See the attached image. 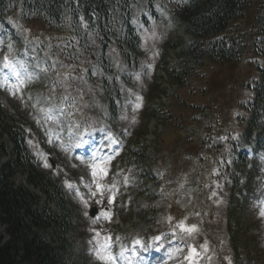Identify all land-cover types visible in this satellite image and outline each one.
I'll use <instances>...</instances> for the list:
<instances>
[{
    "label": "trees",
    "instance_id": "1",
    "mask_svg": "<svg viewBox=\"0 0 264 264\" xmlns=\"http://www.w3.org/2000/svg\"><path fill=\"white\" fill-rule=\"evenodd\" d=\"M136 1L0 0V22L5 24L7 18L37 19L49 25L51 33L56 36L54 39L58 41L54 46H58L57 52L60 48L62 51L58 54L69 59V64L64 68L72 72L73 84L79 85L75 82L81 80L79 67L74 64L75 57L85 54L95 61L94 57L100 52V60L87 67L83 79L86 74L89 78H86L79 88L86 89L88 85L98 88L97 99L101 102L108 101L111 114L115 117L118 114L120 84H131V76L126 74L128 72L122 69L121 64L114 65V60L117 62L118 57L136 60L141 55L139 28L131 21ZM144 1V7L153 15L156 14V8L172 7V16L183 22L186 32L191 37L190 42L181 49L183 59L181 68L174 71V80L179 83L178 88L186 86L188 80L186 76L199 60H202L200 65L209 60L214 64L227 62L236 65V61L240 60L253 67L254 75L250 76L240 91V96L247 93L249 97L239 101L233 100L235 107H232L231 119L236 124L233 127L234 132L216 134L215 145L218 147L224 145L225 149L231 150L236 144H242V150L239 152L241 165L239 170L246 177V183L247 181L250 183L256 176L254 186L259 188L264 182L262 166L259 168L256 164L258 154L264 153V0ZM110 7L113 10L109 11ZM250 15L253 17L252 29L249 31L252 39L248 41L246 29L242 26L244 21L247 23ZM115 23L120 25V29L122 26L127 27L124 38L120 36V29L119 32H114ZM111 34L114 36L110 37ZM109 37L114 38L117 46L111 49L112 56L105 50ZM95 40L102 41L101 48L96 50L92 43ZM124 44L130 47L133 55L124 54ZM247 54L251 56L245 59ZM176 93L174 90L170 97L171 110L175 105ZM17 112L19 116L15 117L0 104V155L13 157L0 167V226L4 227V234H0V264H66L63 261V253L68 249L69 243L65 233L69 229L78 231L73 195L64 190L60 176L40 166L28 146L25 130L22 129V123L27 119V115L20 110ZM145 133L143 131L140 134ZM208 139L209 136L205 138L206 143L212 148L213 141ZM247 150L253 151L252 158L246 154ZM131 159L139 162L138 152H133ZM216 163L218 165L215 171L219 174L224 170L222 157L217 158ZM16 167H22L27 171V184L40 193L23 184L12 182L11 176ZM218 188L222 192L223 188L220 185ZM230 196L233 204L230 213L234 215L235 209L238 210L243 200V195L238 191L237 194L231 193ZM51 202L54 203L53 206ZM179 224L184 228L178 229L173 223H169L167 228L163 226L166 231L158 236L160 238L158 244L179 241L178 230L182 232V229L187 227L183 220ZM155 230L158 231L157 228ZM191 235L192 231L182 232L184 239L191 240ZM235 237L233 236L229 240L230 243L222 247L228 244L230 247L235 245L238 241ZM188 242L190 244L188 250L176 253L165 264H173L174 261L171 260L176 256L178 260L175 263H180L181 260L186 262L185 257L189 264H203L202 261L209 255L210 248H198L195 239ZM213 254L219 261H226L222 250ZM143 257L142 259L140 257L136 264H143L142 262L146 263L152 259L151 256ZM236 264H240L238 258Z\"/></svg>",
    "mask_w": 264,
    "mask_h": 264
},
{
    "label": "rangeland",
    "instance_id": "2",
    "mask_svg": "<svg viewBox=\"0 0 264 264\" xmlns=\"http://www.w3.org/2000/svg\"><path fill=\"white\" fill-rule=\"evenodd\" d=\"M143 9V5L136 7V12ZM169 11L168 9H165ZM34 18V17H31ZM161 18V17H160ZM14 22H8L10 28L14 29L17 37L22 41L23 45L26 46V50L21 51L22 59L16 61L14 59L15 51L11 48L13 47V42L11 38L4 36L0 32V101L2 105L6 106L8 109L14 110L15 106H19L20 101L26 100L30 103L31 107L34 110V114L40 121H43V127L46 129V133L49 134V128L44 123V118H53L57 117L59 112V107L55 106H46L47 100L43 97V87L46 85V81L42 80L38 82L35 77H37V72H40L41 67L38 64V58H35L29 53L28 45L33 42L34 46L38 45L42 48V53L45 56L50 57L52 60L56 61V57L52 58V54H58L62 52L61 48L57 52V40L54 39L56 36L53 35L50 31L51 27L46 23L37 20V19H13ZM253 17L250 15L247 23L243 22V28L246 30V39L251 41L252 35L249 34V31L252 29ZM163 23V27L162 24ZM174 27V23L168 22L165 26L163 21H150L148 29L143 31V57L144 62L139 63V72L143 66L141 64L148 65V69H144L145 72L135 78V93L133 94L134 100L131 103L126 105V108L120 111L119 124H123V129L125 132L124 140L129 142L130 146L134 140L139 142V145L144 146L145 160L148 164V167L151 170L152 175H161L164 173L162 179L160 180H146L144 182L148 188H150L154 193L159 189L160 198L158 199V204H153V206H158L160 212L157 214L156 223L159 225L165 223L166 220L169 223H179L178 216L182 217L185 209L188 207L189 202L187 198H190L189 195L183 194L179 197L177 196L176 191L171 190V185L168 183V189L164 190L165 186V176L170 177L171 179H176L175 174H182L184 170L190 169V175L185 176V179H196L199 177L201 183L206 184L207 180H204L207 172L213 171L212 159L218 158L219 154L225 156L227 149L223 146L218 147L213 145L212 148H209V145L204 144L205 138L207 136H216V134H226L228 132H234L235 123L232 121L233 108L235 103L233 100L239 101L249 97V94L244 93V96H240V91L243 85L247 84V80L250 76L254 75L253 67L250 64L242 63L240 60L236 61V65L233 63L221 62V63H212L210 60L208 62L200 65V61H196L194 66L188 72L187 84L186 86L180 87L178 92H180L178 98V92L176 93L175 107L177 108L174 111V115L168 116L167 119H164L161 122V117L151 118L147 121L146 116L148 115L147 109L150 108L149 102L147 99L151 97L150 87L154 86L155 83V66L161 65L163 63V53H161V48L167 50V46L170 44V37L175 38V40L183 38L182 45H185L189 36L186 35L182 27L177 24L176 29L171 30ZM25 30L27 35H24L22 32ZM167 35H166V33ZM9 34V33H7ZM166 35V37H164ZM181 36V37H179ZM184 36V37H182ZM170 39V41H169ZM92 42V41H91ZM92 43L97 45L98 41L95 40ZM11 48V53H9ZM171 49V48H169ZM41 52V51H40ZM53 52V53H52ZM110 53V52H109ZM12 54L13 60L8 58V63L5 64V57H10ZM60 55V54H58ZM251 56L247 54L246 57ZM165 57V56H164ZM73 60L72 58H70ZM76 61L74 64L80 66L82 71H85L88 66L95 64V61L98 62L99 54L90 59L85 54L80 57H75ZM32 60V61H31ZM69 62V59H66ZM168 68H174L182 64V59L179 56L178 49L170 50L169 55L165 58ZM68 69L64 68L63 71L57 73V77L64 80H69L72 82L71 76L68 73ZM174 76V73L171 74ZM169 74L171 81H167V74H164V84L168 90L174 88V82ZM58 82V81H57ZM174 83V84H173ZM129 94L131 91H127ZM86 101L92 103L95 97L94 88L91 85H88L85 89ZM26 98L22 99L23 96ZM162 101H165V97L162 98ZM22 104V103H21ZM82 104H86L82 102ZM205 105L208 107V116L204 119H199L198 123L195 124V128H188L189 124H192L193 116L196 111V106L202 107ZM198 107V108H199ZM100 108V103L97 105V109ZM197 108V109H198ZM174 110V105L172 107ZM160 115V114H159ZM109 112L107 105L103 108V124H108ZM34 121L32 125L36 127L34 118L31 119ZM146 120V128L144 131L148 130L145 137L139 136L140 132L143 130V122ZM71 127H67L66 131L70 132ZM119 130V128H118ZM186 130V131H185ZM189 130H192L194 134H190ZM163 131V132H162ZM102 135L103 130L100 131H88L86 134L87 137L77 139V143L71 141H65L63 139L59 145H50L39 149L35 142H33V137L30 138L31 143L30 147L36 156L40 158L41 164L44 167H48V161H69L67 163L68 167L71 168V173H66L63 169L59 172L66 181L71 182L76 180L75 187L80 191L78 196H74L73 202L74 207H76L77 212V232L82 238L83 247H84V259L83 264H122V261L115 256L113 248L111 247L112 233L114 237L117 238L118 234L123 236L118 237L117 243H120V247H124V237L133 239L136 237V231L138 230L144 232L145 234L149 233L148 225L145 222H142L134 217H129L132 215L129 211L126 212L123 218H120L119 213L116 212L118 204H120V199L116 202V198H120L124 194V197L127 193L125 185H119V192L114 194L110 191V187L106 185L108 181L123 182V178L120 172V167L116 164L112 173L109 175L106 173V177L100 176L101 169L105 168V163L92 165L89 163L87 158H83L81 151H85L93 147L94 143V134ZM154 132L159 133V142H157V135ZM108 137H104L106 139ZM87 140V141H86ZM76 141V140H75ZM83 141H86L85 143ZM110 147H116L117 143H110ZM135 144V143H134ZM113 150V149H112ZM125 152V151H124ZM91 157L94 155V151H90ZM89 158V156H87ZM205 160L206 164L204 168L196 169L197 159ZM12 156L0 155V167L5 164L7 161L11 160ZM119 164V161H117ZM199 165V162H197ZM105 165V167H104ZM67 166V165H65ZM102 167V168H101ZM73 172H78L79 176L83 178L80 180L72 175ZM95 172V175L93 174ZM193 173V178L191 177ZM28 173L23 168L15 169L11 180L15 184H26V178ZM208 174V179L210 178ZM181 177V176H180ZM184 177V176H183ZM97 185H100L101 188L98 189ZM32 188L31 186H29ZM216 185L212 184L209 187L211 193H215ZM95 193V195H93ZM109 197H113V202L109 203ZM128 198L126 197V200ZM161 202V203H160ZM200 204V201L199 203ZM210 207H214V212L221 211L223 208V201L221 198L214 199L209 203ZM96 207L97 213L94 218H88V210L90 207ZM203 206V205H202ZM206 206V205H204ZM245 208L239 213V218L242 219L247 224L245 229L240 230L239 235L241 239L247 240L248 244V253L246 255L248 263L247 264H264V195L262 194V189L259 187L257 191V198H252L248 203L244 205ZM206 209H209L207 204ZM107 213V215H101L102 213ZM166 212V213H165ZM168 212L170 214H168ZM166 216L163 218L162 214ZM206 217V212L205 215ZM222 213H216L215 218L211 220L208 224L211 227L210 236L213 238V241H222L223 238L217 233L223 231L225 227L224 220L222 219ZM110 217V218H109ZM113 227V229L111 228ZM248 229V230H247ZM0 234H4V227L0 226ZM150 234V233H149ZM5 236V235H4ZM111 236V237H110ZM106 237L110 239L106 240ZM5 238H7L5 236ZM225 238V237H224ZM199 238L198 240H200ZM79 242V240H78ZM100 242L108 245V250L104 251L103 245L100 248ZM201 242V241H200ZM240 243V242H239ZM224 244V243H223ZM210 243H208L207 248L209 249ZM247 245V244H246ZM237 246V250L242 257H245V253L241 252L244 244ZM200 248L199 246H197ZM214 249H210L209 255L205 257L202 261L203 264H211L217 260V256L213 254ZM224 258L226 261L231 259V248L230 246H225L223 248ZM108 257L112 259L109 260ZM253 259V261H251ZM209 260L211 261L209 263ZM251 261V262H250ZM124 263V262H123ZM125 264V263H124Z\"/></svg>",
    "mask_w": 264,
    "mask_h": 264
},
{
    "label": "snow or ice",
    "instance_id": "3",
    "mask_svg": "<svg viewBox=\"0 0 264 264\" xmlns=\"http://www.w3.org/2000/svg\"><path fill=\"white\" fill-rule=\"evenodd\" d=\"M4 60H5V64H6V66H7L8 63H9V61H8V57H5ZM102 171H103V170H102ZM93 174L95 175V172H94ZM97 188L100 189L101 186H100V185H97ZM93 195H95V193H93ZM112 202H113V197H109V203L111 204ZM101 215H107V213L105 212V213H102ZM262 215H264V213H262ZM109 218H110V217H109ZM178 227L184 228V226H183L182 224H181V225H178ZM184 230H186V231H193V230H194V226H193V228H191V229H184ZM105 239L108 240V239H110V237H106ZM155 239L158 240V239H160V238H159V237H156ZM135 243L139 244L140 241L137 240V241H135ZM193 252H195V249H193ZM108 259L111 260L112 258H111V257H108Z\"/></svg>",
    "mask_w": 264,
    "mask_h": 264
},
{
    "label": "water",
    "instance_id": "4",
    "mask_svg": "<svg viewBox=\"0 0 264 264\" xmlns=\"http://www.w3.org/2000/svg\"><path fill=\"white\" fill-rule=\"evenodd\" d=\"M94 214V211L93 212H91V215H93Z\"/></svg>",
    "mask_w": 264,
    "mask_h": 264
}]
</instances>
